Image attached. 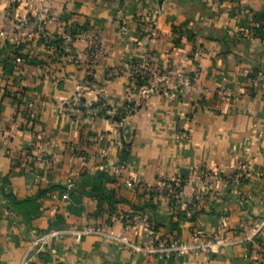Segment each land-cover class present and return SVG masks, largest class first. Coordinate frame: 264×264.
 <instances>
[{"label":"crops","instance_id":"0c3cea01","mask_svg":"<svg viewBox=\"0 0 264 264\" xmlns=\"http://www.w3.org/2000/svg\"><path fill=\"white\" fill-rule=\"evenodd\" d=\"M46 5L51 38L17 32V20ZM258 21L264 0H0V264H264V224L255 240L235 243L242 225L264 221V87L246 75L264 79ZM94 33L105 53L90 71ZM146 53L163 67L172 60L173 75L200 76L122 122L130 71H108ZM87 77L83 104L68 110ZM102 94L105 111L83 106ZM243 160L252 167L244 183L197 180L201 169ZM167 179L184 181L178 198L158 189ZM87 226L107 230L31 245L50 230ZM219 234L232 244L187 258L144 249L158 236Z\"/></svg>","mask_w":264,"mask_h":264},{"label":"built area","instance_id":"2783aa9c","mask_svg":"<svg viewBox=\"0 0 264 264\" xmlns=\"http://www.w3.org/2000/svg\"><path fill=\"white\" fill-rule=\"evenodd\" d=\"M51 10L48 5L37 15L25 16L15 22L18 33H21L26 28H31L30 36H37L38 38H51V35L46 31V22L50 18ZM160 10L157 8L153 11V17L149 22L150 30H155L158 26V19ZM253 30L257 33H264V22L258 21L253 23ZM243 37H249L248 34H243ZM104 50L99 41L97 34H93L85 56L87 57V65L91 71L98 62L99 58L104 55ZM202 49L196 47L192 52V57L198 59L202 55ZM129 70L127 75V104L121 116L123 122L129 116L134 114L139 107L144 105L151 97L159 94H168L172 96L181 95L186 88L195 86L196 79L200 76V70L197 69L193 76L179 72L173 75L174 62L167 60L166 66L157 64L153 58L146 53L142 62H130L121 68H113L108 71L110 77H117ZM246 75L252 77V82L260 83L264 87V79L261 75L255 76L253 72L246 71ZM90 82V77H87L77 87V93L72 100L66 102L68 110H76V105L81 104L86 93L87 85ZM172 85V88L169 86ZM83 104V103H82ZM83 106L88 108H97L105 111L108 104L105 100L104 94L100 96L98 102H85ZM121 168L117 170V173ZM252 175V167L250 161L243 160L237 165H231L226 170H208L201 169L197 174V180L200 183L207 184L210 180H225L237 181L240 183L246 182ZM184 181L181 179L176 180H163L160 182L158 189L162 191H169L174 198L181 195V190ZM264 221L256 225H242L241 239L235 243H246L253 241L257 238L262 230ZM148 228H151L147 223ZM105 226H87L82 229L69 228L68 230H50L35 237L31 245L33 248L44 249L48 241L52 238L62 239L66 234L72 233L76 238L80 239L82 236L101 235L106 233ZM232 244L224 235L219 234L213 239L209 240H194L192 242H182L174 236H158L153 245L144 248L148 252L154 253L159 258L165 259H180L190 256L198 255L212 250L215 246L226 247ZM143 249V250H144Z\"/></svg>","mask_w":264,"mask_h":264}]
</instances>
